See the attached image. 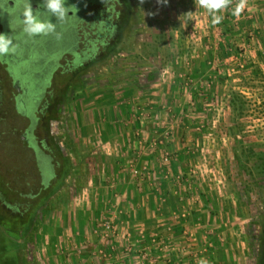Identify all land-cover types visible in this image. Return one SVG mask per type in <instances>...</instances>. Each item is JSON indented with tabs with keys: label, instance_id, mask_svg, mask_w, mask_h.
Returning a JSON list of instances; mask_svg holds the SVG:
<instances>
[{
	"label": "rangeland",
	"instance_id": "rangeland-1",
	"mask_svg": "<svg viewBox=\"0 0 264 264\" xmlns=\"http://www.w3.org/2000/svg\"><path fill=\"white\" fill-rule=\"evenodd\" d=\"M239 2L231 0L217 25L198 0L116 3L125 20L113 49L56 87L63 89L51 121L64 159L60 182L31 214L0 212V264H13L5 238L19 228L18 264H260L264 6L244 14L251 23L239 28L247 11L232 14ZM116 17H108L105 40ZM11 19L4 33L17 45L15 76L28 104L46 88L40 106L48 88L37 59L49 47L31 44L26 56L19 12ZM60 63L67 66L65 57ZM0 91L3 202L31 208L33 199L19 196L31 190L13 181L19 159L9 156L18 141L10 127L27 123L7 102L18 90L2 65Z\"/></svg>",
	"mask_w": 264,
	"mask_h": 264
},
{
	"label": "flooded vegetation",
	"instance_id": "flooded-vegetation-1",
	"mask_svg": "<svg viewBox=\"0 0 264 264\" xmlns=\"http://www.w3.org/2000/svg\"><path fill=\"white\" fill-rule=\"evenodd\" d=\"M67 1L71 3L70 7L73 9V14L70 11V16L65 20L57 21L56 33L36 38L28 36L29 41L20 42L21 47L26 51V56L31 52V44L40 45L45 42V45L49 47L47 52H44L45 50L40 48L42 55L37 59V63L42 67L38 73L39 81L48 88L47 96L40 106L39 104L44 97L46 88L40 93L42 95L34 96L30 100L32 104L26 103L27 100L24 96L26 89L22 88L21 81L19 78H16L14 71V62L18 60L15 55L19 53L15 52V55L0 57V65L3 66L13 87H16V84L20 87L18 93L12 94L9 98L12 102L9 100L7 102L14 104L17 121L20 122L19 119H22L27 123L21 130H18L20 127L17 124L10 127L13 131L11 135L18 136L17 142L10 141L11 150L9 156L13 154L12 157L19 159L18 165L11 166V171L16 170L15 172L18 173L13 181L15 184H23V188L25 187L26 189L27 187L28 190H31L29 192H20V198L33 199L32 203L27 202V204L31 203V208H24L22 203L16 201H11L12 204L3 202V200L8 199L7 194L4 192V188L7 187L8 182L5 179L0 180V212L3 214L7 212L11 213L12 215L10 216L19 214L27 216L31 214L33 206L39 204L42 199H45L60 182L64 159H61L63 155L60 153L59 141L53 134V124L51 121L53 120L54 122L56 119L54 112L58 99L62 96L63 89L56 87L58 85L63 87L70 85L73 75L83 70L88 64H94L101 60L104 55L108 54L113 49L112 43L118 41L121 27L125 20L124 8L115 12L116 3L122 5V0ZM41 3L42 0H31L34 10ZM123 6L126 5L124 4ZM22 7L23 5L19 3V0H0V32L4 33L8 29V20L12 18L11 20L14 21L15 13L20 12ZM114 13L117 16V21L110 33V36L113 37L111 40H105L104 35L109 30L106 27L110 28L108 17H113ZM51 18L56 20L55 17ZM19 29L20 32L23 31L21 24ZM67 55L70 56L69 59H67ZM64 57L67 64L66 67H63L60 63V60ZM58 67L60 69L57 70ZM4 97L0 91V108L1 105L5 104L6 100L2 104V98ZM33 104L35 107L32 106ZM1 112L2 110L0 109V114ZM36 186L39 189L37 187L36 191H32ZM14 194H18L17 190ZM261 263L264 264V246L261 249Z\"/></svg>",
	"mask_w": 264,
	"mask_h": 264
},
{
	"label": "clouds",
	"instance_id": "clouds-1",
	"mask_svg": "<svg viewBox=\"0 0 264 264\" xmlns=\"http://www.w3.org/2000/svg\"><path fill=\"white\" fill-rule=\"evenodd\" d=\"M167 4L168 0H161ZM23 5L19 12V23L23 32L29 37H40L56 33L57 21L65 20L73 9L67 5V0H42L37 9H33L31 0H19ZM199 6L207 11L211 17V24L222 22L224 16L222 10L229 7L231 0H198ZM244 9L243 2H239L232 9V14L239 16ZM51 17H55L53 22ZM58 35V33H57ZM17 45L12 35L0 32V57H5L16 52ZM198 264H211L207 259L201 258Z\"/></svg>",
	"mask_w": 264,
	"mask_h": 264
},
{
	"label": "trees",
	"instance_id": "trees-1",
	"mask_svg": "<svg viewBox=\"0 0 264 264\" xmlns=\"http://www.w3.org/2000/svg\"><path fill=\"white\" fill-rule=\"evenodd\" d=\"M7 221L9 222L10 219L9 220L7 219ZM11 221H14V220L12 219ZM11 221L9 223H11ZM25 221H26L25 219L23 221L21 220V223H24ZM14 222L17 223L18 220L14 221ZM12 226H14V225H12ZM13 230L16 233V236H11V237L10 236H6L7 238H5V240H7L9 242V245H8L9 247L7 248V252H8L7 259H9V260L7 262L8 263L13 262V264H18L17 263V261H18L17 260V247L21 246L20 242H19V239H21V238H19L17 235L21 236V228H19L17 230H15V229H13ZM27 233H28V230H26V233L24 234V236H26ZM22 235H23V233H22ZM260 264H262L261 260H260Z\"/></svg>",
	"mask_w": 264,
	"mask_h": 264
},
{
	"label": "crops",
	"instance_id": "crops-1",
	"mask_svg": "<svg viewBox=\"0 0 264 264\" xmlns=\"http://www.w3.org/2000/svg\"><path fill=\"white\" fill-rule=\"evenodd\" d=\"M250 3H252V2H250ZM255 3H256L255 5L254 4L253 5H250V4H248V1L247 0L246 1L244 0L243 4L247 8V11H245L242 15H240V17L242 16V18H240V17H239L240 19L239 18H236V19H239L238 20V23H240L239 24V28H241V26H243V25L249 26L250 23H251L250 22L251 19L243 18V15L244 14H247V12L250 13V11L251 12H254V9H256L257 7H262L263 8V6H264V1L257 0V2H255ZM254 6H256V7H254ZM137 196L139 197V195L136 194V197Z\"/></svg>",
	"mask_w": 264,
	"mask_h": 264
},
{
	"label": "water",
	"instance_id": "water-1",
	"mask_svg": "<svg viewBox=\"0 0 264 264\" xmlns=\"http://www.w3.org/2000/svg\"><path fill=\"white\" fill-rule=\"evenodd\" d=\"M18 91L20 90V87L18 86V84H16V87H15Z\"/></svg>",
	"mask_w": 264,
	"mask_h": 264
},
{
	"label": "built area",
	"instance_id": "built-area-1",
	"mask_svg": "<svg viewBox=\"0 0 264 264\" xmlns=\"http://www.w3.org/2000/svg\"><path fill=\"white\" fill-rule=\"evenodd\" d=\"M135 172H137V171L135 170ZM107 227L109 228L110 226L108 225Z\"/></svg>",
	"mask_w": 264,
	"mask_h": 264
}]
</instances>
